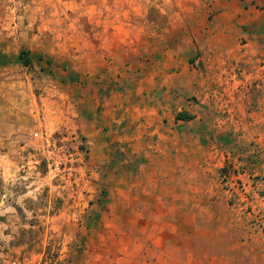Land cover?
Segmentation results:
<instances>
[{
  "label": "rangeland",
  "instance_id": "374dc122",
  "mask_svg": "<svg viewBox=\"0 0 264 264\" xmlns=\"http://www.w3.org/2000/svg\"><path fill=\"white\" fill-rule=\"evenodd\" d=\"M222 1L0 0V264H264V1L232 0L221 34ZM183 33L218 153L213 232L140 216L111 108Z\"/></svg>",
  "mask_w": 264,
  "mask_h": 264
},
{
  "label": "crops",
  "instance_id": "0c3cea01",
  "mask_svg": "<svg viewBox=\"0 0 264 264\" xmlns=\"http://www.w3.org/2000/svg\"><path fill=\"white\" fill-rule=\"evenodd\" d=\"M221 4L230 20H217L215 31H236L234 16L238 9H233L232 0ZM193 42L189 33L177 35L175 47L158 51L151 64L135 72L142 76H135L134 83H129L136 89L126 95L127 104L118 99L111 107L114 112H121L122 123L126 124L127 131L122 137L119 135L127 145L123 148L127 154L124 164L140 171L129 187L135 188V198L143 203L140 216L146 217L149 209L151 217L161 220L154 224L158 232L164 231L165 226L176 233L212 231L200 224L206 223L204 211L208 209L203 202L216 201L219 184L213 166L217 164L211 160L218 153L204 145L207 119L198 114L192 99L202 84L190 62L191 55L186 53L195 48L189 44ZM182 43L187 44V49H182ZM181 112L191 117L178 118Z\"/></svg>",
  "mask_w": 264,
  "mask_h": 264
},
{
  "label": "trees",
  "instance_id": "16d2710c",
  "mask_svg": "<svg viewBox=\"0 0 264 264\" xmlns=\"http://www.w3.org/2000/svg\"><path fill=\"white\" fill-rule=\"evenodd\" d=\"M19 57L21 61L24 63V65L29 66L32 64V56L29 49L26 48L21 49L19 52ZM189 117H191V115H187L185 113H180L178 115V118H189Z\"/></svg>",
  "mask_w": 264,
  "mask_h": 264
}]
</instances>
